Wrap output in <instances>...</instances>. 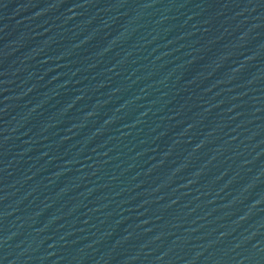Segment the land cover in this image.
<instances>
[{"label":"water","instance_id":"water-1","mask_svg":"<svg viewBox=\"0 0 264 264\" xmlns=\"http://www.w3.org/2000/svg\"><path fill=\"white\" fill-rule=\"evenodd\" d=\"M0 264H264V0H0Z\"/></svg>","mask_w":264,"mask_h":264}]
</instances>
